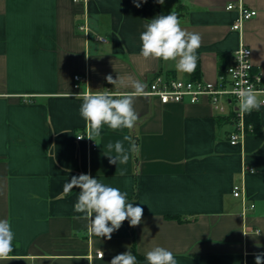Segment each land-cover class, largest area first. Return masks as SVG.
I'll list each match as a JSON object with an SVG mask.
<instances>
[{"label":"crops","instance_id":"obj_1","mask_svg":"<svg viewBox=\"0 0 264 264\" xmlns=\"http://www.w3.org/2000/svg\"><path fill=\"white\" fill-rule=\"evenodd\" d=\"M238 1L256 10L240 31L232 29L236 9L226 8ZM173 9L184 29L202 37L192 74L139 56L144 25ZM84 22L85 33L78 29ZM240 42L264 77V0H147L139 8L133 0H0V219L15 233L14 251L0 264H110L117 254L145 255L155 246L172 251L178 264L264 260V106L251 112L254 130L236 144L229 105L220 113L206 98L161 104L148 96L136 100L140 122L132 131L105 126L94 149L76 139L88 131L76 94L130 90L106 76L131 75L146 90L158 73L216 82ZM74 75L82 77L78 87ZM125 136L139 154L110 164L115 152L107 145L121 141L128 149ZM244 166L254 172L243 174ZM80 174L143 208L133 236L123 222L110 240L99 238L73 218L83 215L74 211L79 190L66 194L64 185ZM241 183L254 204L244 212L232 194Z\"/></svg>","mask_w":264,"mask_h":264},{"label":"clouds","instance_id":"obj_2","mask_svg":"<svg viewBox=\"0 0 264 264\" xmlns=\"http://www.w3.org/2000/svg\"><path fill=\"white\" fill-rule=\"evenodd\" d=\"M147 0H133L139 8ZM160 5L165 0H156ZM140 33L139 56L144 60H162L171 62L175 70L180 73L192 74L198 66V49L202 46V37L197 32H192L182 27V22L173 9L167 15H157L144 25ZM229 69L230 73L235 72ZM109 84L115 87L130 89L126 91H113L102 88L97 91L79 93L76 96L82 99L79 115L87 127L86 136H76L77 139H87L94 142L100 137L105 126L112 131H132L140 122L139 113L135 109L138 98L147 97L146 84L129 75L113 79L111 75L105 77ZM235 94L238 97V107L241 113L259 111L264 106L262 93L254 85L247 84L239 87ZM124 140L130 141V146L125 149L121 141L109 143L108 149H114L115 155H107L110 164L127 163L130 154H139V146L129 136ZM97 143V142H96ZM98 144V143H97ZM123 174V172H121ZM78 189L74 211L83 214L74 216V219H84L87 223V232L90 235L111 239L112 234L128 221L130 227H136L142 222L143 208L134 206L128 194L119 188L109 186L89 174L72 176L64 185V192L70 193ZM77 234V233H74ZM260 232H257L259 235ZM15 233L7 219H0V260L8 259L14 251ZM100 258L104 253L100 251ZM146 264H178L174 254L163 246H155L145 254ZM110 264H138L137 257L129 250L115 255ZM255 264H264L261 255H256Z\"/></svg>","mask_w":264,"mask_h":264},{"label":"built area","instance_id":"obj_3","mask_svg":"<svg viewBox=\"0 0 264 264\" xmlns=\"http://www.w3.org/2000/svg\"><path fill=\"white\" fill-rule=\"evenodd\" d=\"M81 2L85 5L87 0H73ZM226 8H235L237 11V19L232 24V29L241 30L242 23L256 15V10L246 7L241 1L237 4L230 3ZM78 29L84 33L88 30L87 23L84 22L78 26ZM99 41H106L102 36H97ZM236 70L233 73L229 69ZM75 87H78V81L82 80L79 75H74ZM247 84L254 85L255 89L264 94V77L260 71H254L251 60V50L248 46L239 43L232 57V62L220 72L216 82L206 81L204 79H177L174 77H166L161 73L155 74L148 84V97L156 99L161 104L170 102H182L184 100L195 103L202 98L208 99L212 107L220 113L225 111V105H229L231 109V117L233 121V129L229 134L231 144L241 143L245 135L254 130L252 123L247 122L245 113H241L238 107V97L235 91ZM264 99V98H262ZM87 133H78L76 136H86ZM77 139V137H76ZM81 140V139H77ZM84 140L90 149H94L96 143L85 137ZM254 172L252 167L244 166L242 173ZM235 197H239L242 202L243 212L254 207L253 203H246V195L244 185L235 187L232 190ZM100 252H97V256Z\"/></svg>","mask_w":264,"mask_h":264},{"label":"trees","instance_id":"obj_4","mask_svg":"<svg viewBox=\"0 0 264 264\" xmlns=\"http://www.w3.org/2000/svg\"><path fill=\"white\" fill-rule=\"evenodd\" d=\"M245 118H246L247 122L252 123L253 126L255 125V123H256V116L255 115H253L252 113H245ZM124 224L129 229V231L131 232V234L133 236V228L129 226L128 221H125ZM132 253L137 257L138 264H146L145 255H141L135 251H132Z\"/></svg>","mask_w":264,"mask_h":264}]
</instances>
